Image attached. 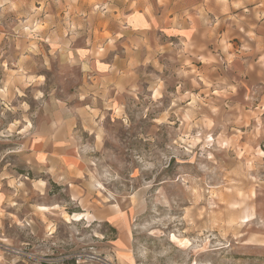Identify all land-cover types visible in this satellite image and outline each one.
Segmentation results:
<instances>
[{
  "label": "rangeland",
  "instance_id": "rangeland-1",
  "mask_svg": "<svg viewBox=\"0 0 264 264\" xmlns=\"http://www.w3.org/2000/svg\"><path fill=\"white\" fill-rule=\"evenodd\" d=\"M0 264H264V0H0Z\"/></svg>",
  "mask_w": 264,
  "mask_h": 264
},
{
  "label": "crops",
  "instance_id": "crops-1",
  "mask_svg": "<svg viewBox=\"0 0 264 264\" xmlns=\"http://www.w3.org/2000/svg\"><path fill=\"white\" fill-rule=\"evenodd\" d=\"M127 22L135 31H143L157 23L156 20L150 17L145 11H137L129 14L127 16ZM191 31H193V35H195L196 29L194 26L183 29L182 35L184 39L191 37ZM58 132L57 130H50V133L46 135L47 137L37 143V154L43 160L44 164L52 162L57 157L60 158V169L65 170L66 173L70 175L71 173L73 174L75 170L78 171V167L76 166H79V163L77 160H73L74 157L70 155V153L62 152L67 145H65V142L62 143V140L58 139V137H60ZM60 152H62V154H60ZM114 216L115 215L111 216L110 220L112 218L114 219Z\"/></svg>",
  "mask_w": 264,
  "mask_h": 264
},
{
  "label": "bare ground",
  "instance_id": "bare-ground-1",
  "mask_svg": "<svg viewBox=\"0 0 264 264\" xmlns=\"http://www.w3.org/2000/svg\"><path fill=\"white\" fill-rule=\"evenodd\" d=\"M41 209L43 210V209H46V207H41ZM84 216L85 215H83V214H78V215H76L75 216V218H73L75 221H81V220H83L84 219ZM71 217V216H70ZM182 242V241H181ZM186 243V242H185ZM184 243V244H185ZM187 246V245H186Z\"/></svg>",
  "mask_w": 264,
  "mask_h": 264
}]
</instances>
